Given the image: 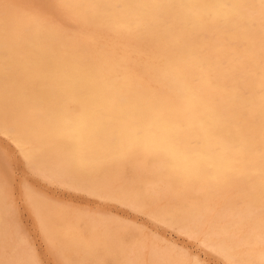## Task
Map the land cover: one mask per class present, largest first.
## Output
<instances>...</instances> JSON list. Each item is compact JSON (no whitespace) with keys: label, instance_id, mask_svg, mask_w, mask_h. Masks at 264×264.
Returning <instances> with one entry per match:
<instances>
[{"label":"bare ground","instance_id":"obj_1","mask_svg":"<svg viewBox=\"0 0 264 264\" xmlns=\"http://www.w3.org/2000/svg\"><path fill=\"white\" fill-rule=\"evenodd\" d=\"M255 1L258 6L251 12L261 13L263 0H26L28 6L0 0V134L12 141L39 176L61 179L73 189L100 198L129 201L140 210L151 204L147 193L129 191L118 183L127 179L126 165L131 161H138L145 170L150 159L165 160V169L152 177L153 184L162 190L181 187L185 198L199 183L234 182L243 169L263 170L264 100L258 123L248 120L240 130L235 125L240 115L248 119L247 104L254 92L264 99V31L242 25L238 10ZM33 2L42 11L34 9ZM135 10L136 17H143H132ZM71 18L74 24L82 22L90 28L88 35L70 38L58 24ZM207 32L227 35L230 47L242 51L235 74L224 69L219 79L228 90L216 92L223 102L218 122L212 103L195 102L185 82L190 77L204 83L199 56L206 53ZM103 34L145 45L150 50L146 72L151 82L167 90L130 73L126 55L99 42ZM174 88L177 91L172 95ZM9 148L5 153L10 155ZM15 178L0 163V264L38 261L6 203ZM254 188L259 197L252 199L251 212L231 220L228 227L218 226L216 241L203 240L218 258L230 263L264 264V177L257 179ZM28 200L47 242L62 257L61 264H187L188 258L182 257V263L181 257L176 260L164 248L155 249L147 258L139 245L141 239L118 233L101 214L78 217L70 230L73 236L61 238L54 222L59 213H52L47 199L31 190ZM237 207L229 210L234 216L240 211ZM203 213L199 205H186L171 222L178 219L182 221L178 229L198 231L203 229ZM250 222L261 229V235L250 241V248L238 260V230ZM78 230L84 231L83 241L74 236ZM67 251L72 252V261Z\"/></svg>","mask_w":264,"mask_h":264},{"label":"rangeland","instance_id":"obj_2","mask_svg":"<svg viewBox=\"0 0 264 264\" xmlns=\"http://www.w3.org/2000/svg\"><path fill=\"white\" fill-rule=\"evenodd\" d=\"M14 1H17L18 3H25L26 6L29 5V2H26V0H14ZM254 3L250 4L249 7L242 6V8L238 9L241 11L239 13V16L241 18L242 25L243 24L244 26L250 25L251 27H254V28L257 27L258 30L260 29L259 30L260 32H263L264 31V12H263L264 8H262L261 13L259 12L256 13L254 11L251 12L253 7L258 6L257 1H255ZM54 4H57L56 1H54ZM263 4L264 2L262 3V6L264 7ZM32 7L34 9L41 10L40 8L35 7L34 2L32 3ZM56 8L64 12L60 8V6H57ZM137 12L138 10H135V13L132 12L133 13L132 17L142 18L143 16L141 14H138L136 17ZM53 17L56 18L55 15H53ZM260 18H261V21H259ZM74 22H75L74 18L63 19L61 20V23L58 25L61 27L62 30L66 32V34H68L70 38H73L75 36H78L79 38H81V37H84L85 35H88L87 32L90 28H88L82 22H78L77 24H74ZM75 26H77V28H75ZM200 29L203 31L206 30L205 25L202 24ZM140 31L143 32L142 30ZM205 38L207 42L206 44L207 48L205 50L206 53L204 54V57L199 56V59H200L199 67H200V71L203 72L204 83L203 82L196 83V81H194L190 77L185 78V82L188 85V93L191 95L192 99L195 102L202 101V102L212 103V106L217 114L216 122H218V120H220L219 118L222 117L220 110L222 108L221 105L223 102L219 101V99L217 98L218 94L216 92H218L219 90H223V91L228 90V85L224 84L219 79H222L221 75L224 69L229 70L232 73V75L235 74V68L237 64L242 63V53H241L242 51L238 48V46L230 47V45L227 43L228 42L227 35H223V36L220 34L213 35L212 33L207 32ZM131 41H132L131 39H128L125 37H119L117 35H112V34H103L99 42H105L107 45V48H110L111 50H115L118 54H125L126 55L125 57L129 60V65H130L129 72L130 73L138 74L145 81L146 84H151L157 89L167 90V87H165L164 85L159 86L160 84L151 82L149 73L146 72L147 70L145 69V66L150 63V60L147 58V55L150 53V50L146 49L145 45H142L141 47L135 46L131 43ZM131 65H133V67ZM199 84L200 85L203 84L201 85L202 87L199 86ZM243 90L246 91L245 89ZM176 91L177 89L174 88V91L171 92V94L175 95ZM258 97H259L258 91L256 93L254 92V95L250 97V101L247 104V107L249 109L248 119H246L243 115L239 114L240 115L239 120H236L235 122V125H237L239 130L244 127V124H246L248 120L249 121L255 120L256 123L259 122V117H260V112H261V102L264 99H260ZM217 110H219V112H217ZM0 141L2 142V143L0 142V158H1L0 163L2 164L4 163L8 168H10V170L13 172V176L16 177L14 182H12V186H11L12 191L10 190L8 194L9 198H7L6 203L8 205L10 204L11 215L13 217V221L14 222L17 221L16 223L20 222V224H17L18 228L21 227L20 229L26 233L29 239V242L31 244L32 251L35 253L36 258L40 264H61L59 260L62 257L60 256V254L59 256L58 254H55V248H53L52 245H50L47 242L46 237L41 227H39L40 226L39 222L35 216L33 208L31 207L29 203V200L27 203L23 205L19 203L18 195L21 189L25 187L26 183L27 185H31V190H33V192L38 193L41 197L47 199L48 201L47 204L51 205V210L53 209L52 213H55V212L59 213L58 216L60 218L56 219L54 222H56L57 224L56 226L58 227L57 228L58 234H59V237L61 238H65L66 236H73V234H70L72 233L70 230H71V227L73 228L75 224L74 222L77 220L78 217H81L82 215H85V214H88L91 216H98L101 214L100 216L105 217L108 220L109 224L113 225L112 228L118 230V233L120 232V234L122 233L126 235H131L133 236V238L141 239V243L139 245L142 249L144 248L143 252L146 254L147 258L151 257L155 249L164 248V250L168 251L169 253L171 252L170 255L176 258V260H178L181 257L182 263L184 262L183 258H186V259L188 258L187 264H195L196 262H198L196 264H210V261H212V259L217 261V264H219V262H222V264H240V263H230L229 261L221 257H220L221 259L218 258L219 255L214 253V251L209 250L204 245L203 240L206 238H209L213 241H216L217 240L216 229H218V226H220L219 228L228 227L230 226L231 220L241 219L243 215L251 212L252 199L256 198V196L259 197V194H255L257 193L254 188L255 183L257 182V179L259 177L260 178L264 177V169L263 170L262 169H252L251 171L243 169L239 173L241 174V178L236 179L234 182L228 181L225 183V181L224 182L214 181L212 183H199L195 186L194 192L191 193V196L189 198H185L181 191L182 190L181 187L179 189L175 188L173 190L171 189L162 190L156 187L155 184H153L152 177L155 175L158 176L159 173H163L165 169V165H166L165 160H163L162 158L161 159H150L149 164L145 167V170H143V168L139 166L138 161H131L127 163L126 165V167L128 166L127 171H126L127 179L118 181V183L122 184L123 187H125L129 191L140 189L141 193H144V194L147 193L146 196H148L147 197L148 201L151 202V204H149V206L147 205V206L141 207V210H140V207L135 206V204L129 201L111 200V199H107L103 197L100 198L96 195L86 193L85 191L73 189L65 185L63 181L58 178L47 180L43 178L41 175L39 176L36 172L32 171L29 165H26L27 164L26 161L19 154V152L17 151V148L15 147V145L12 143L11 140L10 141L9 139L7 140L5 136L0 134ZM7 147H10L9 149L12 151V152L9 151L10 155L5 153V151L8 150ZM13 154L14 156L15 155L16 156L14 157ZM13 157L15 159L17 157V159L15 160ZM13 159L14 161H16L17 164L13 161ZM25 166H28V167H25ZM25 171L27 174L24 173ZM24 174L26 177L24 176ZM30 174L33 176H31ZM18 176H20L21 178H19ZM34 188L35 189L37 188L38 191L35 190ZM63 192L65 195L63 194ZM45 194L47 196H45ZM79 199H82L80 200L82 202H80ZM72 205L74 206V208L72 207ZM186 205L188 207L199 205L204 210L203 216L202 218H200L203 223V226H202L203 229L201 230L199 229L197 231L191 228L190 230L191 232H193L192 234L190 231L187 232V231L182 230L181 228L178 229V227L181 226L182 221L175 219L171 222L172 217L176 216L177 213L181 212V210ZM167 206H170V207L168 208ZM233 206L235 207L238 206L237 208H240L238 209V211L239 210L240 211L236 216L232 215L231 211H229L230 208ZM163 207H164V212H166L167 210V213L165 214L162 211ZM161 211L163 212L162 214H161ZM157 212H160V213H158L157 215ZM154 216H156V218ZM162 217L164 218L163 220H162ZM159 220H161L162 223ZM13 225H14L13 229H16L17 225L15 223H13ZM189 225L192 226V223H189ZM239 230H238L237 238L238 240L240 239L241 240L239 241L240 249H239V254H238L239 255L238 260L242 259L243 258L242 256H244V253L248 251V249L250 248V241H252L254 238L259 237L261 235L260 233L261 229H259L254 224V222H250L247 225L240 227ZM141 231H142V235H141ZM189 234L191 237L193 236L194 238L189 237ZM76 235L79 237L81 241L84 240V238L82 237V235H84L83 230L76 231L74 236L76 237ZM136 235H139V236H136ZM200 236H202L203 238H201ZM187 237L189 240L187 239ZM150 242H151V245H150ZM155 242L158 244H155ZM246 242L247 244H245ZM262 245L264 246V243ZM50 247H52L53 249H51ZM173 247L174 249H172ZM204 247L207 250H205ZM204 251L205 253H202ZM211 252L213 253L211 254ZM39 255L41 257H39ZM65 255H67V257L71 259V261L73 260L72 258H74L71 251H67ZM242 264H245V263H242Z\"/></svg>","mask_w":264,"mask_h":264},{"label":"snow or ice","instance_id":"obj_3","mask_svg":"<svg viewBox=\"0 0 264 264\" xmlns=\"http://www.w3.org/2000/svg\"><path fill=\"white\" fill-rule=\"evenodd\" d=\"M30 193H31V185H26L23 189H21L19 193V203L21 205L28 202ZM29 264H38V261H30ZM210 264H217V261L212 260L210 261ZM219 264H222V262H219Z\"/></svg>","mask_w":264,"mask_h":264}]
</instances>
